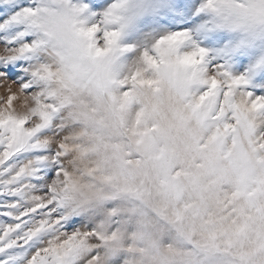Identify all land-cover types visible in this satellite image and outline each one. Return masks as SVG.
I'll return each instance as SVG.
<instances>
[{"label": "rangeland", "instance_id": "rangeland-1", "mask_svg": "<svg viewBox=\"0 0 264 264\" xmlns=\"http://www.w3.org/2000/svg\"><path fill=\"white\" fill-rule=\"evenodd\" d=\"M114 2L71 0L85 24L102 20ZM137 2L147 7L140 10L136 22L124 28L117 41L122 47L118 58L121 67L129 66L128 62L138 54L155 55L160 40L183 33L177 45L179 52L204 49L201 63L206 69L243 76L241 91L264 95V35L249 36L221 26L209 11L207 0ZM39 3L40 0H0V46L7 50L38 39L32 27L12 22L11 16ZM45 55L37 48L15 60L0 56V93L9 82L27 84L24 91L28 93L38 92L41 83L34 69ZM218 117L221 118L219 112L213 119ZM141 122L137 120V124ZM71 125L70 117L56 111L36 135L63 138L70 134ZM237 125L238 121L226 122L221 118L207 134L190 133L184 130L182 117L177 115L167 133V142L152 154L155 167L145 165L141 151L113 143L126 165L118 177L119 195L112 198L116 203L76 206L65 216L60 230H95L103 234L112 228L109 235L115 234L117 249L101 242L88 246L84 253L95 255L96 264H264V246L242 241V228L234 219L235 213L239 215L237 209L262 202L259 197L264 190V127L250 136L243 129L237 133ZM157 127L152 124L138 128L136 143ZM37 157L43 159L37 160L35 171L22 178L23 190L0 195V224L15 222L12 216L3 214L10 201H18L20 208L30 207L32 195L44 193L61 166L54 158V145L47 144L18 153L7 163L11 169L25 159ZM238 168L255 169L258 177L250 181L243 175V180H234ZM223 176L233 179L227 184L226 193L220 194ZM109 207L112 208L108 211ZM244 209L247 211H242L243 218L248 220L251 209ZM201 215L204 219L199 218ZM30 219L39 217L25 218ZM47 238V232L39 233L22 248L14 246L0 252V260L24 264L34 247L43 246ZM84 256L77 257L74 264H80Z\"/></svg>", "mask_w": 264, "mask_h": 264}, {"label": "clouds", "instance_id": "clouds-1", "mask_svg": "<svg viewBox=\"0 0 264 264\" xmlns=\"http://www.w3.org/2000/svg\"><path fill=\"white\" fill-rule=\"evenodd\" d=\"M144 7L147 5H140L137 0H115L102 20L85 24L71 0H40L30 24L38 33V48L46 53L34 69L41 88L26 94L20 86L9 82L0 94V104L6 102L8 94L15 97L10 110L17 118H28L27 128L40 124V118L31 111L36 103L34 95L39 96L44 110L52 111L51 106H55V112L71 118V132L63 138L35 137L54 145V158L61 166L49 184L55 195L66 198L69 207L116 203L112 198L119 195L118 177L126 165L113 143L141 151L145 165L155 167L152 154L167 142V133L177 115L182 117L184 130L190 133L207 134L220 123V117L213 119L220 108V97L200 98L208 87L201 83L202 79L215 72L202 63L186 64L180 59L181 54L194 50L181 53L177 46L162 42L155 55L138 54L128 62L129 66H120L122 47L117 41L124 28L136 22ZM207 7L225 28L249 36L264 35V0H210ZM93 27L95 30L89 33L87 30ZM105 33L112 34L110 42ZM13 51L0 46V56ZM146 55L154 56L156 64L148 62ZM152 124L157 129L137 144V129ZM242 129L248 132L241 121L236 132ZM51 196L52 193H45L41 198L47 201ZM110 232L112 228L100 233L103 240L94 236L83 244L76 240L75 258L68 264L84 256L90 245L102 242L117 249L119 242ZM47 235L43 245L51 242V251L55 252L72 247L75 240L70 232L60 229ZM80 264H96V256L88 254Z\"/></svg>", "mask_w": 264, "mask_h": 264}, {"label": "snow or ice", "instance_id": "snow-or-ice-1", "mask_svg": "<svg viewBox=\"0 0 264 264\" xmlns=\"http://www.w3.org/2000/svg\"><path fill=\"white\" fill-rule=\"evenodd\" d=\"M207 3H210V0H207ZM35 11V8L24 7L13 13L11 21L24 22L32 27L30 17L35 14ZM94 30L95 28L93 27L87 31L92 33ZM183 35V33H176L164 37L158 42L157 46L165 42L171 47H176ZM105 36L110 42L112 34L105 33ZM38 46V40L20 43L18 46L10 48L14 50L13 54L7 55L5 58L7 60H15L17 57L37 49ZM203 56L204 49L199 48L191 53L181 54L180 59L186 64H199L202 62ZM146 60L153 65L157 62L154 56L146 55ZM201 83L207 84L208 87L200 98L204 99L211 95L215 99L218 95L220 97L218 112L226 122L238 121L240 123L242 121L247 127L250 136H254L257 130L264 127V95L256 96L250 92L241 91L240 86L245 83L243 76H231L226 71L218 70L213 75L203 78ZM27 87V84L20 85L22 91L27 89ZM237 91L240 93L239 96H237ZM33 99L36 103L31 111L40 118V124L38 127L34 126L31 129L25 127L28 120L27 117L17 118L10 110L15 101L13 95H6V102L0 104V195L4 193H20L24 188L22 178L35 171L37 160L43 159V157L25 159L11 169L7 163L18 153L27 149H38L46 145L45 142H41L35 137L39 130L49 123L50 115L55 112V106H51L52 111H46L42 107V101H40L39 96L34 95ZM225 116L227 118H224ZM45 193H52L51 198L47 201L41 198L42 194ZM54 193L55 189L51 184H48L44 193L32 195L30 207L20 208L18 201H10L8 203V211L3 214L12 216L15 222L0 224V252H4L14 246L22 248L37 234L60 229L61 222L70 211L74 210V206H67L66 198ZM34 216L39 217V219L25 220L26 217L31 218ZM70 233L75 237L72 247L55 252L51 251L53 249L51 242L43 246H35L24 264H68L69 261L75 258L73 253L76 251L74 246L76 240L83 244L86 239L92 236L96 239H104L100 233L95 231H72ZM0 264H6V260H0Z\"/></svg>", "mask_w": 264, "mask_h": 264}, {"label": "bare ground", "instance_id": "bare-ground-1", "mask_svg": "<svg viewBox=\"0 0 264 264\" xmlns=\"http://www.w3.org/2000/svg\"><path fill=\"white\" fill-rule=\"evenodd\" d=\"M225 159H226V157H225ZM238 169L236 170L235 175H233L234 180H241V179L243 180L244 179L243 175H244V177L248 176L250 181H252V180L255 181L256 180L255 177H258V171H256L255 169L253 171H252V168H251V170H246V169L243 170L242 168H238ZM233 177H226V176L222 177V184H221V188L219 190V192H221L220 194L226 193L227 187H228L227 184L230 183V181L233 179ZM216 190H217V188H216ZM259 200L260 201L262 200V202L260 204L250 206V204H252V203H250V204H248L249 206H245V207H250V209H251L250 210L251 215L248 218V220H247V218H243L244 214L242 211L246 210V209H244L245 207H242L239 209L236 208L239 215H237V213H235L234 219L237 220L236 225L240 226L242 228L241 232L239 234V238L244 242L251 243V244L256 245V246L259 244V246L261 247V246H264V210H263L264 209V190L261 193V197H259ZM236 216H237V218H236ZM199 218L204 219L203 215H201ZM245 231H248V234L245 233Z\"/></svg>", "mask_w": 264, "mask_h": 264}]
</instances>
